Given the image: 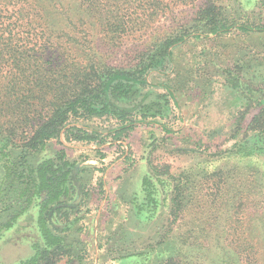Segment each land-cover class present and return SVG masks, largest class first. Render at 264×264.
<instances>
[{
  "label": "rangeland",
  "instance_id": "1",
  "mask_svg": "<svg viewBox=\"0 0 264 264\" xmlns=\"http://www.w3.org/2000/svg\"><path fill=\"white\" fill-rule=\"evenodd\" d=\"M215 1L221 4L230 20L237 18L239 25L218 37L215 34L193 33L185 42L175 46L174 59L147 74L150 84L141 87L136 100L115 99L126 108L138 106L133 108V113L113 116L109 112L80 120L86 131L95 130L98 133L95 138L97 143L68 141L67 135L61 134L60 140L51 139L45 148L28 154L23 151L26 150L24 142L17 137L8 134L0 136V147H3L0 148V199H3L0 208L9 205L4 211L0 210V223L11 221L12 216L26 206L25 199L20 203L13 202L22 185L18 181V186L12 185V177L7 175V160L27 154L28 161L36 166L64 149L70 160L79 162L75 167V176L80 168H85L79 176L85 190H92L91 200L104 193L102 177L113 164H116V184L119 177L127 173L135 177L138 172H146L139 187L129 184L132 182L129 179L123 182L125 188L122 190L126 189V193L116 201V233L111 216L96 225L93 217L85 213L90 215L95 207L87 208L84 204L80 207L78 219L70 223L66 242L76 247V253L87 258L86 264H91L95 257L93 249L98 244L104 247L106 258H116V264H167L169 258L180 251H187L188 254L193 251L195 256L204 253L207 261L212 255L220 261L227 259L225 249L218 250L221 251L219 253L214 247V236L229 228L225 223L228 224V216L233 210H221L222 219L215 224L213 207L205 200L212 201L214 194L207 196L205 193L210 194L209 190L213 188L212 193L217 184L213 179L205 183L204 177L220 171L226 175L223 179L233 178L235 188L231 191L224 187V194L228 193L238 200L248 190L244 169L248 171V168L254 167L257 184H261L264 190V145L261 142V147L255 146L258 141L255 132L250 131L248 138L245 135L246 126L259 107L249 110L241 129L236 130L237 118L245 108L243 104L252 97L249 94L256 92L252 103L261 101L264 104V98L258 97L260 91L264 92V0ZM208 3L209 0H167L149 28L125 34L120 32L118 35L121 37L111 33L108 26L91 22L89 12L78 6L70 14L74 15V24H79L82 18L86 19L81 27L87 30L86 41L89 40L91 47L95 46L100 51L103 63L110 69L138 63L146 46L153 45L154 36L191 25V19ZM241 24L259 29L245 32L237 29ZM234 77L238 78L235 79L238 80L236 84ZM163 83L172 86L175 98L167 93ZM238 83L239 90L236 89ZM248 90L252 92L248 93ZM142 100L155 106L144 112L138 105ZM123 118L132 122L126 125ZM71 135L69 132L67 137ZM247 152L253 154L245 156ZM190 168L195 175L192 182L195 192L191 188L184 194L187 207L181 211L165 240L160 242L170 218L175 186L169 176L177 177ZM236 168L239 172L235 171ZM241 174L244 175L242 179ZM218 177L215 180L222 183ZM75 178L78 180L77 176ZM132 190L135 194H131ZM80 196L84 198V194H77L74 203ZM88 199L85 198V204ZM33 208L34 204L30 213L32 219L26 211L2 232L0 264H24L34 255V243L39 241L40 236L36 224L33 226L31 223L38 211L37 207ZM110 210L108 206L106 211ZM244 212L242 208L238 218L244 217ZM239 225L234 231L242 234L246 227ZM201 227L204 233L210 235V248L190 246L192 239L188 236L199 234ZM239 242L246 245L242 239Z\"/></svg>",
  "mask_w": 264,
  "mask_h": 264
},
{
  "label": "trees",
  "instance_id": "2",
  "mask_svg": "<svg viewBox=\"0 0 264 264\" xmlns=\"http://www.w3.org/2000/svg\"><path fill=\"white\" fill-rule=\"evenodd\" d=\"M166 4L167 0H0V136L8 134L17 137L24 142L26 150L23 151L28 154L45 148L51 139L60 140L61 134L69 136V132L72 137L66 136L68 141L97 143L95 138L98 133L95 130L86 131L80 120L109 112L113 116L133 113V108L138 106L126 108L115 102V99L136 100L141 87L150 84L147 74L174 59L175 46L185 42L193 33L215 34L218 37L239 25L237 18L230 20L227 17L219 2L209 0L191 19V25L154 36L153 45L146 46L138 63L130 67L108 69L99 55L100 51L95 46L91 47L89 40L86 41L87 30L81 28L86 19L82 18L83 21L74 24V15L72 17L70 14L78 6L89 12L91 22L106 25L111 33L121 37L118 35L120 32L125 34L149 28ZM237 29L252 32L259 28L241 24ZM237 82L235 80L234 83ZM163 84L167 93L175 98L172 86ZM239 84L236 85L238 90ZM251 92L248 90V93ZM255 93L249 94L252 97L243 104L245 108L237 118L236 130L241 129L245 114L259 107L246 126L245 135L248 138L250 131L255 132L258 139L255 146H260L261 142L263 146L264 104L261 101L251 102ZM260 93L258 97L264 98V92ZM242 95L245 96L244 90ZM138 105L144 112L155 106L143 100ZM123 119L126 125L132 122L128 118ZM252 154L247 152L244 155ZM26 156L7 160V175L12 177V185H17V181L22 185L13 202L20 203L25 199L26 206L13 215L11 221L0 223V236L21 214L28 212L29 219H32L30 213L34 204L38 211L30 222L33 226L36 224L40 238L34 243V255L24 264H60L66 257L83 260L84 256L76 253V247L66 242V235L71 230V221L78 219L80 207L84 203V199L81 203H74V200L77 194H86L79 176V172L85 168H80L76 180L75 167L79 162L70 160L64 149L59 150L54 157L43 159L36 166ZM248 169H244L247 176L241 174L240 178L247 177L248 190L238 200L228 193L224 194V187L231 191L235 188L233 178L223 179L226 175L220 171H216L214 177H204L205 183L213 179L217 184L212 193L213 188H210V194L205 193L207 196L214 194L212 201L205 200L213 207L211 210L214 212L215 224L222 219L221 210H233L228 216V224L225 223L229 228L222 231L221 235L217 233L214 236V247L217 251L225 249L228 252L225 253L227 259L220 261L212 255L211 260L207 261L204 253L195 256L193 251L190 254L180 251L170 257L167 264H264V190L261 184H257L255 168ZM238 170L236 168L235 171ZM217 176L222 183L215 180ZM169 177L174 180L175 186L170 218L160 242L165 240L173 229L171 226L187 207L184 194L191 188L195 192L193 168L177 177ZM8 206H2L0 210L4 211ZM242 208L245 210L244 217L238 218ZM239 224L246 227L242 234L234 231ZM200 231L199 234L188 236L192 239L190 246L210 248V235L204 233L202 227ZM240 239L246 243L245 246L240 245Z\"/></svg>",
  "mask_w": 264,
  "mask_h": 264
},
{
  "label": "crops",
  "instance_id": "3",
  "mask_svg": "<svg viewBox=\"0 0 264 264\" xmlns=\"http://www.w3.org/2000/svg\"><path fill=\"white\" fill-rule=\"evenodd\" d=\"M145 173L146 172H138L135 177L132 173H127L126 175L122 176V178L119 177V181L116 184V164H113L112 166L108 167V169L104 171V176L102 177V189L104 193H100L99 198L91 200L90 198L92 190H85L86 194L83 199L85 200L86 197H88L89 199L86 201V204L85 202L83 204L86 205L87 208L95 207V209L91 210L90 215L88 212H85L86 215L88 217H93L96 225H99L102 220L104 221L105 219H107L106 217L110 218L111 216V220L114 225L113 227L116 233V201L118 202L120 199H122L123 193H126V189L122 190V188H125L123 182L129 179L130 181H132L129 184L133 183V187H139L141 178L144 177ZM93 186L95 187L96 184L93 183ZM136 191L138 190L136 189ZM131 194H135L133 193V190L131 191ZM79 198V200L77 199V203H81L83 200L81 196ZM108 206H110L111 208V213L109 211H106V208ZM101 247L102 246L99 244L94 247L93 250L95 257L91 261V264H116V258H106L107 255L105 254V249L104 247ZM86 260L87 258L79 260L77 258L69 259L68 257H66L60 261V264H86Z\"/></svg>",
  "mask_w": 264,
  "mask_h": 264
},
{
  "label": "water",
  "instance_id": "4",
  "mask_svg": "<svg viewBox=\"0 0 264 264\" xmlns=\"http://www.w3.org/2000/svg\"><path fill=\"white\" fill-rule=\"evenodd\" d=\"M79 199H80V198H78V200H79ZM78 200H77V201H78Z\"/></svg>",
  "mask_w": 264,
  "mask_h": 264
}]
</instances>
